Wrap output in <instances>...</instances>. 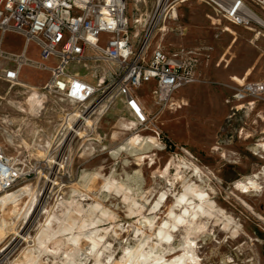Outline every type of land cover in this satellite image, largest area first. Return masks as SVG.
<instances>
[{"label":"rangeland","instance_id":"rangeland-1","mask_svg":"<svg viewBox=\"0 0 264 264\" xmlns=\"http://www.w3.org/2000/svg\"><path fill=\"white\" fill-rule=\"evenodd\" d=\"M147 5L151 15L152 0H130L132 31ZM256 10L264 19V10ZM177 16L161 21L163 31L148 27L149 19L145 30L151 28L153 44L198 51L201 78L160 110L148 104L154 122L137 125L134 132L156 137L158 145L113 153L131 135L123 131L120 142L110 145L113 132L120 131L121 121L133 119L115 99L100 115H91L94 135L102 137L103 144L83 146L80 135L63 128V110L72 111V103L40 89L44 109L35 118L18 111L26 90L0 79V144L7 154L21 153L16 159L23 167L35 168L19 184L30 182L39 193L30 217L20 220L0 246L11 247L9 260L43 229L58 231L71 224L73 244L57 234L59 248L54 254L43 252L41 262L264 264V148L258 146L264 143V98L226 102L238 85L232 76L242 77L251 68L246 81L264 79V28L230 25L196 0L182 4ZM23 41L7 33L3 49L18 53ZM28 53L38 58L36 44L29 45ZM48 76L47 70L24 65L20 80L41 88ZM148 88L143 86L141 94H148ZM3 131L15 146L8 144ZM47 141L51 145L43 148ZM60 148L71 159L54 176L49 169ZM185 188L183 203H191L186 213L179 206ZM195 191L206 196L203 203L192 199ZM51 204L47 224L44 211Z\"/></svg>","mask_w":264,"mask_h":264},{"label":"built area","instance_id":"built-area-1","mask_svg":"<svg viewBox=\"0 0 264 264\" xmlns=\"http://www.w3.org/2000/svg\"><path fill=\"white\" fill-rule=\"evenodd\" d=\"M188 1L192 0H152L148 27L162 30L165 26H159L161 21L166 17L177 19L175 12ZM196 1L213 8L230 25L264 28L249 12L260 16L256 9L264 10V0ZM129 2L0 0V79L18 83L24 65L46 69L49 76L41 89L78 107V113L63 110V128L70 135L79 136L86 118L115 99L137 125L151 126L154 115L148 104L160 110L175 93L200 80L201 54L184 45L153 44L151 28L133 40L135 27L132 31ZM7 33L24 39L20 52L3 49ZM31 43L36 44L38 58L28 53ZM143 86L149 87L148 94H141ZM263 98L264 79L236 85L226 102L251 103ZM53 158L49 173L55 176L64 167L59 162L69 161L71 155L60 148ZM34 172L35 168L26 169L0 147V193ZM10 248H0V264H9Z\"/></svg>","mask_w":264,"mask_h":264},{"label":"bare ground","instance_id":"bare-ground-1","mask_svg":"<svg viewBox=\"0 0 264 264\" xmlns=\"http://www.w3.org/2000/svg\"><path fill=\"white\" fill-rule=\"evenodd\" d=\"M251 15L253 16L254 20L259 23L260 25L264 26V20L262 17L258 15H254L251 10H249ZM174 16H177V13L175 12ZM151 18V15L149 13V6L147 5V11L142 13L141 16L136 18L134 20L135 23V32L133 36V40L137 39L141 33L145 29V25L147 24L148 20ZM166 30V27L162 29ZM230 33H233L229 29ZM228 53V51L226 52ZM46 70V69H45ZM251 74V68L246 71V74L242 77L238 76H232L230 79L232 81L237 82L238 84H242L246 81L248 76ZM14 85H19L23 89L26 90V100L23 105L18 106V111L23 114L31 115L35 118L41 116V112L44 109V93L40 91L41 88L30 85L26 81L20 80L18 83H14ZM175 104V103H172ZM178 107H181V105H178ZM76 104H72V111L73 113H78L79 110ZM102 110L100 109L97 113V115H100L102 113ZM87 124H85L84 127L78 130L80 134V138L83 140V146L85 145H93V144H103L102 143V137H97L94 135L95 131V120H93L91 117H87ZM137 127V123L134 119H131L127 122L121 121L119 123V130L120 131H114L111 136V142L110 145H114L118 142H120L119 135L121 132H131V135L129 138H127L126 142L123 143V145H120L116 151L113 153H118L119 151H127L129 149H136L138 147L144 146L146 144L150 145H158V140L154 136H141L140 134H137V132H134V130ZM6 141H8V144L13 147L15 146L14 143H12L10 140H7L6 132L3 131L2 134ZM50 141H47V143L43 146V148L49 147ZM258 146L261 148H264V143L258 144ZM0 147H3L2 144H0ZM16 151H18L20 148L19 146H16ZM88 149V148H86ZM12 159L16 160V158L20 157L21 153L14 152V153H8L7 154ZM63 161L59 162L63 166ZM170 167V164H167L166 169L168 170ZM191 176L194 177V174L191 173ZM251 184V182H249ZM244 188H247V183L243 185ZM185 192L180 198V207L183 209V212L186 213L189 207L188 202H184L186 198L187 188L184 190ZM39 193L35 192L33 190V185L30 182H23L19 184L18 186H15L14 188L10 190H6L4 192L0 193V246L8 239L9 233L16 231V226L20 220L27 219L30 217L31 212L35 209L36 205L39 202ZM192 199L196 200V202L203 203L206 200V196L202 193V191H195L192 195ZM193 203V202H192ZM183 204V205H182ZM55 204H51L50 206L45 208L44 213L47 214V224H49V218L51 216V209L54 207ZM14 229V230H13ZM12 230V231H11ZM18 233V232H17ZM66 235L68 245L73 244L75 241L74 236L72 235V225L68 224L67 226L62 227L58 231H52L47 232L44 229L40 234H38L34 239H32V244H28L25 248H23L18 254H16L12 259H10L9 264H45L39 260V257L45 253H51L54 254L57 251V248H59V239H56V235ZM18 235V234H16ZM18 237H20L18 235ZM23 240H27V238H22ZM30 242V241H29ZM52 243L53 246L49 247L47 244ZM70 243V244H69ZM37 245V247H35ZM71 246V245H70ZM72 257V253L68 251L66 253V258L70 259ZM67 264H70V261H68ZM160 264H182L180 260H176L173 263H160Z\"/></svg>","mask_w":264,"mask_h":264}]
</instances>
